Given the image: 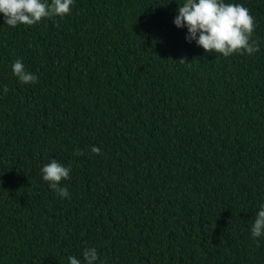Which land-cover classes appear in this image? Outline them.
<instances>
[{"label":"trees","instance_id":"trees-1","mask_svg":"<svg viewBox=\"0 0 264 264\" xmlns=\"http://www.w3.org/2000/svg\"><path fill=\"white\" fill-rule=\"evenodd\" d=\"M258 50L185 41L182 0H74L10 27L0 14V264H264V0ZM20 58L37 80L12 74ZM101 149L93 153L91 146ZM80 153V154H78ZM71 165L70 198L41 177Z\"/></svg>","mask_w":264,"mask_h":264},{"label":"clouds","instance_id":"clouds-1","mask_svg":"<svg viewBox=\"0 0 264 264\" xmlns=\"http://www.w3.org/2000/svg\"><path fill=\"white\" fill-rule=\"evenodd\" d=\"M74 0H0V14L3 24L10 27L33 25L42 18L63 16L71 11ZM173 24L184 28L185 41H195L205 52L219 53L225 57L234 52L255 53L259 44L252 39L254 17L247 7L235 0H182L173 16ZM12 74L21 83L35 82L37 76L29 71L23 60L15 59L11 64ZM93 153L101 149L91 146ZM80 154V153H78ZM71 165L59 159L50 158L40 168L41 177L48 187L60 198H70L67 185L62 179H69ZM250 236H264V200H261L250 225ZM67 264H106L95 246L81 250V256L69 255Z\"/></svg>","mask_w":264,"mask_h":264}]
</instances>
